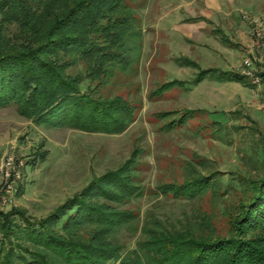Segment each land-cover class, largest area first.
Here are the masks:
<instances>
[{
    "label": "trees",
    "instance_id": "16d2710c",
    "mask_svg": "<svg viewBox=\"0 0 264 264\" xmlns=\"http://www.w3.org/2000/svg\"><path fill=\"white\" fill-rule=\"evenodd\" d=\"M146 1L0 0V109L14 107L53 128L126 131L141 106L112 89L117 74H138L144 42L138 9ZM77 65L83 72H74ZM218 73L220 80L250 87L244 76ZM86 79L91 86L82 92ZM245 164L249 175L226 188L237 198L221 209L228 216L224 235L201 210L178 224L153 211L141 222L139 212L122 209L144 195L136 154L43 217L14 207L0 211V264H264V146L262 158L254 154ZM157 189L193 202L227 192L218 174L192 168L184 181ZM123 229L141 235L132 250L118 241Z\"/></svg>",
    "mask_w": 264,
    "mask_h": 264
},
{
    "label": "rangeland",
    "instance_id": "374dc122",
    "mask_svg": "<svg viewBox=\"0 0 264 264\" xmlns=\"http://www.w3.org/2000/svg\"><path fill=\"white\" fill-rule=\"evenodd\" d=\"M218 10L210 0H147L138 9L144 34L139 71L128 78L117 74L112 91L141 110L121 134L38 125L14 107L0 109V161L12 156L20 173L7 203L2 200L0 173V211L8 213L14 207L33 218L43 217L93 178L119 170L138 154L144 195L122 209L139 212L141 222L153 211L171 223L201 210L214 217L217 233L224 235L228 216L221 209H229V202L237 198L226 188L238 186L239 178L249 175L252 167L245 164L249 158L263 156L264 79L257 86L247 78L250 87L219 79V71L241 75L249 48L235 26L246 25L251 38L252 24L243 12L221 24ZM16 31L12 27L10 34ZM89 86L86 79L82 92ZM172 122L179 124L170 129ZM191 168L201 175L218 174L222 193L227 192L216 198L207 194L195 202L159 193L158 186L184 181ZM140 238L126 229L118 234L128 250Z\"/></svg>",
    "mask_w": 264,
    "mask_h": 264
},
{
    "label": "built area",
    "instance_id": "2783aa9c",
    "mask_svg": "<svg viewBox=\"0 0 264 264\" xmlns=\"http://www.w3.org/2000/svg\"><path fill=\"white\" fill-rule=\"evenodd\" d=\"M243 18L251 21V46L249 47V58L243 63L241 76L252 81L254 85H261L260 74L264 72V14L261 16L252 12H243ZM0 173L4 181L3 202H8V194L14 189V182L20 178V173L14 165V158L8 156L0 161Z\"/></svg>",
    "mask_w": 264,
    "mask_h": 264
},
{
    "label": "crops",
    "instance_id": "0c3cea01",
    "mask_svg": "<svg viewBox=\"0 0 264 264\" xmlns=\"http://www.w3.org/2000/svg\"><path fill=\"white\" fill-rule=\"evenodd\" d=\"M210 1L216 2V5L218 6V9L220 10L221 14L219 15H221V20H220L221 24L230 23L231 17L237 14L240 15V13L242 12L252 11V12H255L257 15L264 14V0H210ZM212 14L214 16H217V19L219 18L216 12H212ZM211 20H213V18H211ZM210 24H211V21H210ZM235 28H238L236 30L237 36L242 38V40H244L247 45L246 47L249 48L251 46V38L247 35L248 27L244 25L243 23H241L239 27L235 26ZM247 52H249V50Z\"/></svg>",
    "mask_w": 264,
    "mask_h": 264
}]
</instances>
